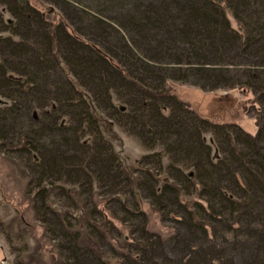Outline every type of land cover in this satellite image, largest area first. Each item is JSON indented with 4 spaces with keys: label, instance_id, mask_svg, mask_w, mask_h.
<instances>
[{
    "label": "trees",
    "instance_id": "1",
    "mask_svg": "<svg viewBox=\"0 0 264 264\" xmlns=\"http://www.w3.org/2000/svg\"><path fill=\"white\" fill-rule=\"evenodd\" d=\"M46 1L55 5L50 3L54 9L49 12L58 9L71 20L78 10L75 3L82 0ZM121 3L132 6L134 13L102 12L106 23L95 18L104 32L133 31L130 37L120 36L124 55L118 59L107 46L102 50L84 40L62 13L54 22L30 0H0V94L12 101L0 110V146L20 155L29 169L33 205L39 202L50 215L39 219L57 239V263L159 264L153 258L164 254L153 247L169 241L186 264H201L198 256L215 264L203 254L205 249L194 247L190 229L208 240L219 224L234 239L222 238L229 246L219 255L230 254L227 264L236 258L242 264H264L261 106L257 132L251 136L236 124H215L200 116L168 86L189 76L200 78L202 90L212 91L220 82L230 86L220 72H227L225 64L238 57L247 66L246 87L240 88L264 106V0H116L110 10ZM82 14L90 16L85 10ZM161 51L168 62L156 57ZM218 53L232 61L216 55L220 65L215 67L200 58ZM111 90L118 95L117 103ZM35 111L38 116L33 117ZM117 113L115 124L144 145L150 143L147 158L154 167H127L103 139L116 134L110 117ZM207 131L221 145L222 157L211 154L214 139L206 138ZM85 135L89 141L83 140ZM184 180H193V185L181 186ZM108 183L104 198L118 204L123 217L113 216L122 224L133 222L128 223L131 241L119 233L117 239L111 236L113 224L98 208L97 196ZM56 190L65 204L55 200ZM140 190L188 233L177 230L167 240L157 236L151 241L156 235L147 229ZM189 194L194 196L186 199Z\"/></svg>",
    "mask_w": 264,
    "mask_h": 264
},
{
    "label": "rangeland",
    "instance_id": "2",
    "mask_svg": "<svg viewBox=\"0 0 264 264\" xmlns=\"http://www.w3.org/2000/svg\"><path fill=\"white\" fill-rule=\"evenodd\" d=\"M111 1L113 3L109 1L107 2V0H82L79 3H75L77 4L78 10L74 13L73 19L70 20L67 18L65 13L63 14L62 12H59L58 9H55L54 13L49 12L51 9H54L52 8V5L54 4L51 2L46 0H30L34 7L41 10L54 22L61 20L59 16L60 13H62V17H64L69 23V26L75 30L78 35H81L84 40L91 42L93 45L102 50H105L107 46L116 55L118 54L117 57L119 59L124 55L123 49H120L122 43L120 36L122 33L127 34V32H125L124 29L119 31V28H116L118 33L110 29L105 30V32L99 30L98 27L101 25L96 24L95 18H99L100 15H102V12L105 14L114 12L125 15L128 13H134V9H132V6L130 5L121 3L118 9L116 8L111 11L109 6L115 5L114 2H116V0ZM84 10L87 14L89 13L90 16L83 15L82 11ZM8 16L9 14L6 15V17ZM106 21L108 20L105 19V23ZM232 24L236 26L234 21H232ZM132 32L133 31L131 30L128 31L127 35L130 37V35H133ZM134 37H136L137 41H141V37H138L137 34H135ZM227 53L230 52L227 51ZM216 55L228 57L226 56L228 55L226 53H218L200 58L206 60V66L214 63L215 67H219L220 64L216 60ZM220 56H218V58ZM156 57L160 60L162 59V62L169 61L163 51L158 52ZM229 60L232 61V58ZM234 60L235 61H232L231 63L227 62V64H225L229 68L227 72H220V76H223V78L230 83V86H225L222 82H220V84H218V88L212 91L202 90L200 87L201 85H204L203 82L200 81V78L192 76H189L185 81L173 79L169 82L168 86L170 91L174 93L177 98L186 103L189 109L197 110L200 116L207 117L209 121L215 124H236L243 132L253 136L257 132L259 123V118L257 116L260 111L259 106H261L263 112L264 106L255 102L252 92L247 91L246 88L245 90L240 88L241 86H245L243 83H245L247 79L246 71L243 69L247 67L246 60H242L238 57H234ZM114 91L116 90L114 89ZM110 92L112 100L117 103L118 95L115 92L113 93L112 90ZM110 92H108L109 95ZM11 102L12 101L10 99L0 94V110L6 108L7 105L5 103ZM99 106L103 110L101 103ZM101 109L99 111H102ZM108 111L109 110H104L103 113L105 112L108 114ZM37 114L38 112L35 111L32 116L36 117L38 116ZM117 118H119V113L110 117L113 122ZM113 126L116 130V134L112 138L107 136L106 139H103L106 140L107 143H111L110 147L120 154L126 166L135 167L136 165H139L143 168L154 167L152 166V163H148L147 158V156L151 153V149L148 146L150 143L144 145V141L142 142L139 138L126 133L125 128L123 126L120 127L118 123L115 124L114 122ZM5 127H7V125ZM5 134L7 135L8 133ZM104 134L106 133L104 132ZM204 135L207 139H214V144H212L211 147V154H216L218 157H222L223 151L221 145L218 144L219 142L214 137L212 131H207ZM10 136L15 137L14 140L17 141L16 136L13 134ZM87 139L88 141L90 140L88 135H85L83 140ZM19 157L20 155L12 149L7 150L5 146H0V264H58L57 262L59 261L56 259L58 256V250L56 248L57 239L54 237L52 238L50 234H48V231L46 230L48 224L39 219L42 215L45 218L50 217V215H48L49 213L46 214V212L40 208L39 202H35L33 205L34 200L31 199V192L35 190V186L29 183V169L25 163L21 162ZM140 173L143 174L144 172ZM170 175L173 177L174 173H170ZM192 182L193 180H184L181 181L180 184L185 187L193 185ZM109 184L110 183L104 186L105 191L101 190L103 193H100L98 196L97 194H99V192L95 194L99 202L98 208L104 212L106 220L113 224L112 232L108 233L110 235L112 234L111 236L115 237V239L121 236L131 241L128 237H132L134 234H130V227L128 225L129 222L126 221L125 223L127 224H122L120 220L115 218L123 217L118 204L113 200L106 203L107 198H104V192H107L106 194L108 195L107 185L109 186ZM190 188V193H192L193 187ZM57 193L58 190L55 191V200L65 204L66 202L64 198L61 194L58 195ZM193 196L194 194H189L186 199ZM139 198L141 209L144 211L147 218V229L156 235L153 236L151 241H155L157 236H161L163 240H167L177 230L182 234L188 233L185 231V227L178 226V223L174 220L162 215L161 212L154 207V204L152 203L153 198L148 196L146 191L142 192L140 190ZM125 199L127 204H131L133 202V198L129 192L125 193ZM200 200L205 202L202 199ZM113 213L115 217L113 216ZM96 217L99 219V216ZM131 223L133 222L130 221L129 224ZM138 223L139 222L137 221L136 224ZM190 231L194 247H196V244L199 246L200 250L201 248L205 249L203 254H209L210 256L208 255L207 257H211L212 262L215 264L229 263L227 262L229 261L227 258L230 255L228 252H225V254L223 253V256L219 254L226 250L225 248H228L229 246L227 244H223L222 238L226 237L228 240H234L232 238V234L230 233L232 231L228 230L227 227H222L219 224H216L215 233H208L209 241L202 239L197 230L190 229ZM109 234H107L108 237H110ZM135 236L138 237V233H135ZM237 239H240V237L237 236ZM111 241H113L114 245H117V241L114 239H111ZM153 248L156 249L154 251L155 253L159 254L162 251L164 254V256L157 255L153 258L159 264L185 263L183 256L180 252L176 251L175 247H173V243H169V241L168 243L165 242L162 248L158 246ZM179 248L181 249V244L179 245ZM103 249L107 250L105 246H103ZM199 252L202 254V251ZM198 258L201 264H207L206 260L203 261L199 256ZM243 259L245 258L243 257ZM233 261V264H242V260H240V258H236Z\"/></svg>",
    "mask_w": 264,
    "mask_h": 264
}]
</instances>
